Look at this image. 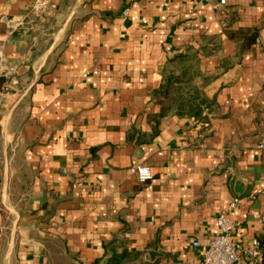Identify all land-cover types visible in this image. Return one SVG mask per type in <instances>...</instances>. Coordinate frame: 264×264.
Segmentation results:
<instances>
[{
  "label": "crops",
  "instance_id": "1",
  "mask_svg": "<svg viewBox=\"0 0 264 264\" xmlns=\"http://www.w3.org/2000/svg\"><path fill=\"white\" fill-rule=\"evenodd\" d=\"M263 137L264 0H0V264H264Z\"/></svg>",
  "mask_w": 264,
  "mask_h": 264
},
{
  "label": "built area",
  "instance_id": "2",
  "mask_svg": "<svg viewBox=\"0 0 264 264\" xmlns=\"http://www.w3.org/2000/svg\"><path fill=\"white\" fill-rule=\"evenodd\" d=\"M225 4L226 0H220V5ZM260 148L264 150V137L260 142ZM137 178L140 184H146L153 180L154 175L149 167L140 166L137 170ZM238 202L239 200H234L225 211L219 214L217 218L219 234L211 240L199 264H239L243 257L257 260L260 256L261 249L257 243L255 246L244 248L233 239L232 234L238 224L230 219L229 214L236 208ZM193 246L197 247L199 243L195 242Z\"/></svg>",
  "mask_w": 264,
  "mask_h": 264
},
{
  "label": "trees",
  "instance_id": "3",
  "mask_svg": "<svg viewBox=\"0 0 264 264\" xmlns=\"http://www.w3.org/2000/svg\"><path fill=\"white\" fill-rule=\"evenodd\" d=\"M185 77H186V76L184 75V78H185ZM170 80H171L172 82H175V81H181V78L171 77ZM171 81H169V84H172ZM164 94L167 95V96H170V95H171V89L169 88L166 92H164ZM203 103H204V101H203Z\"/></svg>",
  "mask_w": 264,
  "mask_h": 264
}]
</instances>
